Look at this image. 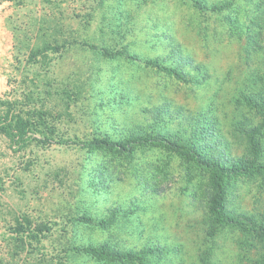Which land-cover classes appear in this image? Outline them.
Returning a JSON list of instances; mask_svg holds the SVG:
<instances>
[{
  "label": "rangeland",
  "instance_id": "obj_1",
  "mask_svg": "<svg viewBox=\"0 0 264 264\" xmlns=\"http://www.w3.org/2000/svg\"><path fill=\"white\" fill-rule=\"evenodd\" d=\"M199 1L231 0H0V109L34 123L25 147L0 130L2 261L26 264L2 233L28 216L41 236L31 264H264V169L224 179L227 212L260 231L245 234L214 220L209 164L264 165V134L258 155L250 142L264 106L245 97L264 105V0L217 12ZM206 114L219 123L208 137ZM132 131L194 151L84 146ZM90 246L116 256L93 257Z\"/></svg>",
  "mask_w": 264,
  "mask_h": 264
},
{
  "label": "trees",
  "instance_id": "obj_2",
  "mask_svg": "<svg viewBox=\"0 0 264 264\" xmlns=\"http://www.w3.org/2000/svg\"><path fill=\"white\" fill-rule=\"evenodd\" d=\"M198 2V1H196ZM197 6L202 10H212L213 12H217L220 10L221 6H231L234 4L233 0L231 1H225L223 3H215L211 6H205L202 3L199 4L196 3ZM227 22L237 27V29H240L242 27L240 20L237 17L229 16V18H226ZM248 29H252L253 27H258L257 23L253 21H249L247 24ZM259 31L257 33L258 37L264 36V25H261L258 27ZM254 32V31H253ZM251 36V37H250ZM250 36L247 38L249 42L253 45V39L254 33H251ZM264 38V37H263ZM249 45H247L246 53H249L248 49ZM263 48V47H259ZM264 51V48L262 49ZM252 52V51H250ZM175 59V54L171 55ZM176 61V60H175ZM150 63L154 64L156 67H159L161 64L160 60L158 59H152L149 60ZM264 79V76L260 78V80ZM246 97V100L248 104L252 106H256L257 108H262L264 105L260 101H255L252 97ZM2 99L0 98V105L2 103ZM166 112H168L167 106L162 107H155L153 110L150 111V114L154 116V118L157 120L160 117L166 118ZM205 117V123L201 125L202 128H204L203 133L205 134L204 137H208L209 133H207L209 130L211 132L213 129H215L218 126V120L213 117V115H204ZM161 119V118H160ZM34 123H32L29 119L24 118L19 113H10L7 112L6 114L1 111L0 109V130L9 137L14 143H16L20 147H25L30 142V130ZM264 126V125H263ZM253 127V129L250 131V142L254 149V152L256 155L259 154L261 150V139L260 136L264 134V131H262V127ZM146 128V127H144ZM135 130V129H134ZM136 131V130H135ZM132 131L129 135L128 141H118V140H111L110 138H98L93 141H89L85 143V147L87 148H104V147H110V148H118L121 151H131L132 147L135 144L138 145H145L149 142H158L161 144H164L166 146H169L170 148L174 149L177 152H180L183 155H191L194 151V147L191 146V144L187 142L177 141L172 138H164L161 133H157L154 135L155 137H150V135H144L143 133H133ZM212 170V176H213V187L215 190L214 197L212 200V213L215 216L214 220L218 225H226V226H232L236 229H239L242 233L249 234L251 232H260L258 229L254 228V225H250L252 221H245L241 216H234L227 212L225 208V189H224V179L225 178H233L239 175L244 174H252L255 170L258 169H264V165L259 166H250V167H244L243 165L235 166V167H225L218 165L216 163H209ZM17 225L14 227H10L9 235H6V233H2V239L3 242H5V245L8 247H12L11 253H13V256H18L21 252L26 251V258H24L26 264H31L28 256L30 253H32L35 248L40 244V237L37 233L36 228L33 226L32 221L30 220V217L28 216H20ZM261 233L264 234V228L261 229ZM11 236V237H10ZM78 248V247H75ZM81 249V248H79ZM17 250V251H16ZM83 250H85L87 253L91 254L93 257L96 258H102L103 256H110L114 255L116 256V253L114 251H111L108 246L105 247H86ZM212 255H209L207 259H205V264L207 262L210 263V257ZM121 257V255H120ZM131 258V260H137L136 255L131 254V256H127ZM140 259H144V256H141ZM139 259V260H140ZM208 260V261H206ZM143 262V260H141ZM0 264H9L5 263L1 260L0 257Z\"/></svg>",
  "mask_w": 264,
  "mask_h": 264
},
{
  "label": "crops",
  "instance_id": "obj_3",
  "mask_svg": "<svg viewBox=\"0 0 264 264\" xmlns=\"http://www.w3.org/2000/svg\"><path fill=\"white\" fill-rule=\"evenodd\" d=\"M0 43L2 44L3 43V45L5 44L6 45V48H7V41H6V38H5V36H0ZM3 55H4V51H3ZM3 80V79H2ZM2 82V81H1ZM0 87H2V84H1V86ZM4 90V89H3Z\"/></svg>",
  "mask_w": 264,
  "mask_h": 264
},
{
  "label": "bare ground",
  "instance_id": "obj_4",
  "mask_svg": "<svg viewBox=\"0 0 264 264\" xmlns=\"http://www.w3.org/2000/svg\"><path fill=\"white\" fill-rule=\"evenodd\" d=\"M3 46H4L3 43L2 44L0 43V55H3V51H4L3 50V48H4Z\"/></svg>",
  "mask_w": 264,
  "mask_h": 264
}]
</instances>
